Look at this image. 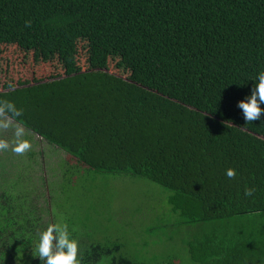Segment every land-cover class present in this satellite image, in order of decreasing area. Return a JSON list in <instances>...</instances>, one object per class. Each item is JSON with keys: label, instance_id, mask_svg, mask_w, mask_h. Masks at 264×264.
Returning a JSON list of instances; mask_svg holds the SVG:
<instances>
[{"label": "trees", "instance_id": "trees-1", "mask_svg": "<svg viewBox=\"0 0 264 264\" xmlns=\"http://www.w3.org/2000/svg\"><path fill=\"white\" fill-rule=\"evenodd\" d=\"M0 52V102L68 156L67 204L95 211L96 191L71 195L83 170L140 178L194 229L193 263L264 264V114L237 107L264 69V0H0ZM20 186L0 193V264H41ZM247 215L258 229L233 224ZM123 247L78 259L139 264Z\"/></svg>", "mask_w": 264, "mask_h": 264}, {"label": "rangeland", "instance_id": "rangeland-1", "mask_svg": "<svg viewBox=\"0 0 264 264\" xmlns=\"http://www.w3.org/2000/svg\"><path fill=\"white\" fill-rule=\"evenodd\" d=\"M13 123L17 122L13 120ZM25 133L32 144L30 150L20 155L11 150L0 151V193L9 184L19 182L20 190L29 196L28 204L35 209L39 225L68 224L72 236L79 242L78 253H85L92 243L106 246L119 243L124 246L121 253L139 264H195L185 247L193 240L194 229L182 225L179 215L170 213L164 217L162 205L165 207L166 191L133 176L83 170L77 175V187L71 195L76 198L77 193L89 188L96 191L95 211L89 206L67 204L65 189L69 186L63 177L64 166L68 167L67 154L26 128ZM0 138L11 141L12 132H0ZM72 161L68 164L73 165ZM257 218L260 217L247 215L233 224L239 228L242 224L251 229L264 228V222L247 226Z\"/></svg>", "mask_w": 264, "mask_h": 264}, {"label": "clouds", "instance_id": "clouds-1", "mask_svg": "<svg viewBox=\"0 0 264 264\" xmlns=\"http://www.w3.org/2000/svg\"><path fill=\"white\" fill-rule=\"evenodd\" d=\"M29 23L30 22H26ZM254 82L251 93L240 100L237 107L243 111L246 122H254L264 114V69L259 70L252 78ZM22 115L16 105L9 101L0 102V132H12L13 139L0 138V151L11 150L15 154H24L31 149V142L25 138V128L13 120ZM9 116L11 118H9ZM225 175L232 179L237 175L233 168L226 170ZM254 189H245L246 196H252ZM25 242L33 245L32 254L41 264H80L78 259L79 242L69 231L66 223H50L46 229L40 231L36 238L25 237Z\"/></svg>", "mask_w": 264, "mask_h": 264}]
</instances>
